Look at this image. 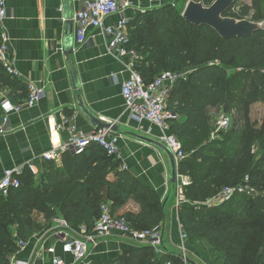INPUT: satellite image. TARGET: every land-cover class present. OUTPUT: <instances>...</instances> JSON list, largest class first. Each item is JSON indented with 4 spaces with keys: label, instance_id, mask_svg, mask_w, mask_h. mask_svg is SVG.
<instances>
[{
    "label": "trees",
    "instance_id": "obj_1",
    "mask_svg": "<svg viewBox=\"0 0 264 264\" xmlns=\"http://www.w3.org/2000/svg\"><path fill=\"white\" fill-rule=\"evenodd\" d=\"M196 1L210 6L215 0ZM172 7L166 3L139 15L129 33L131 47L140 55L136 71L146 84L164 72H189L172 87L168 109L177 116L170 134L187 156L180 162L179 172L192 181L184 190L188 204L178 208V217L193 261L264 264V120L261 126L252 120L253 99L247 94L248 87L254 86L255 97L260 95L264 103V32L223 40L209 28L187 23L183 12L174 22ZM226 15L264 21V0H250V4L237 0ZM5 89L11 90L8 99L14 105L29 96L28 88L0 63V90ZM215 111L231 115L227 130L216 132ZM2 117L0 105V121ZM204 134L207 137L201 140ZM56 164L45 162L38 175L26 168L21 187L0 198V264H10L19 242H28L55 218L65 219L72 229L85 226L92 232L102 207L109 204L114 215L130 201L137 204V213L120 215L134 229L164 226L167 214L159 195L120 172L121 162L99 145L81 155L67 153L62 165ZM110 173L114 181L109 179ZM241 186L256 193L237 194L210 207L197 206L214 199L224 188ZM162 249L160 254L149 245L134 243L117 258L93 264H186L181 253L165 246Z\"/></svg>",
    "mask_w": 264,
    "mask_h": 264
},
{
    "label": "crops",
    "instance_id": "obj_2",
    "mask_svg": "<svg viewBox=\"0 0 264 264\" xmlns=\"http://www.w3.org/2000/svg\"><path fill=\"white\" fill-rule=\"evenodd\" d=\"M87 0H70L72 20ZM133 6L122 12L134 30L139 15L162 7L168 0H131ZM66 0H10L7 17L0 22V34L9 40V56L27 88L35 84L43 90L44 97L35 106L12 113L6 133L0 137V168L24 167L32 162L40 171L45 162L44 153L64 144L69 131L58 130L64 118L73 119L79 132L90 135L96 129L78 108L80 95L91 114L100 120L119 125L118 143L121 162L119 171L136 178L143 186L154 190L165 204L167 214L164 234L165 248L181 254L191 253L184 233L178 209L174 202L173 184L170 183L171 168L168 157L157 147L142 142L131 134H138L159 141L161 129L150 123H138L131 119L122 97V85L136 71L129 57L112 54L101 30L88 31L89 40L79 46L76 41L77 26L73 21V48L70 57L74 61L80 90L73 87L68 57L64 52ZM115 15L105 21L113 26L120 20ZM2 45V44H1ZM11 90H0V105ZM62 159L57 163L62 165ZM109 179L114 181L113 173ZM111 209L110 204L108 205ZM139 206L130 201L117 215L137 213ZM43 220V218H42ZM48 225L42 232L31 236L18 259L32 260V264H52L48 249L56 247L57 254L68 264H75L72 256L62 251V243ZM163 226V225H162ZM163 226V228H164ZM83 227V226H82ZM73 229L71 235L81 236V228ZM133 243L118 234L89 244L88 258L79 264H93L117 258Z\"/></svg>",
    "mask_w": 264,
    "mask_h": 264
},
{
    "label": "built area",
    "instance_id": "obj_3",
    "mask_svg": "<svg viewBox=\"0 0 264 264\" xmlns=\"http://www.w3.org/2000/svg\"><path fill=\"white\" fill-rule=\"evenodd\" d=\"M10 0H0V22L7 15V2ZM133 6L131 0H87L82 9L74 14L73 21L77 26L76 41L79 46L86 44L89 40L88 31L101 30L108 45V49L112 54L120 58L129 57L132 60V66L135 67L136 62L140 59L138 52L131 47V36L128 25L129 20L122 15L126 9ZM115 15H120V20L113 26L105 25V21ZM9 40L5 34H2V45L0 47V63L7 73L14 78H19V73L15 69L9 56ZM189 72L175 73L164 72L150 84H146L142 76L135 71L132 76L122 85V97L125 102L127 111L132 120L138 123H150L152 126L161 129L162 135L160 142L168 146L175 155L178 165L187 156L182 150L181 143L170 134L171 123L177 119V116L168 109V98L172 87L175 83L186 78ZM29 96L27 100L20 104H12L7 97L2 99L1 107L3 109V117L0 121V137L6 133V126L12 113H20L24 108L35 106L44 97V92L35 84L28 86ZM231 124V119L223 117L216 126V132L227 130ZM68 130V140L57 148L42 155L43 162L58 163L67 153L76 155L83 154L90 146L99 145L109 156L119 157L118 143L120 136L107 129L95 130L90 135H85L78 131L73 119L64 118L62 124L58 126V130ZM28 168L34 175L39 174L38 168L32 163H28L24 167L16 168H0V198L9 197L12 190L21 187V178ZM192 183L191 178L181 174L178 168L176 188V208L183 204H188L184 190ZM253 195L255 189L248 186L236 188H224L214 199L202 205L210 207L232 200L237 194ZM72 228L70 224L63 218H55L51 233L62 243V251L66 255L73 258L75 264L85 261L89 256V244L98 240H102L118 234L121 238L131 243L149 245L155 249L157 253H163L164 237L163 227H157L148 230H137L132 228L131 224L124 216L114 215L108 205L101 209V216L96 222L92 232H88L87 228H81V236L71 235ZM184 241L188 237L183 233ZM27 242H19V251L10 259V264H32L33 261L22 260L17 258V254L24 250ZM48 254L52 264H68L64 258L57 254L56 247L48 249ZM187 255V252L182 254ZM90 264V263H87Z\"/></svg>",
    "mask_w": 264,
    "mask_h": 264
},
{
    "label": "water",
    "instance_id": "obj_4",
    "mask_svg": "<svg viewBox=\"0 0 264 264\" xmlns=\"http://www.w3.org/2000/svg\"><path fill=\"white\" fill-rule=\"evenodd\" d=\"M237 0H215L210 6H205L202 2L190 0L182 14L184 20L194 27L209 28L213 30L223 40H233L240 38H250L258 33L264 32V21L255 22L249 19L239 20L227 16L226 14L232 10ZM66 17V32L64 52L68 57V63L71 71L73 87L76 91L80 90L78 75L74 65V61L70 58L74 53L73 48V20L70 10V0H66L65 6ZM78 108L90 120V123L98 129H107L115 134H119V125L115 123H108L100 120L98 117L91 114L90 110L86 107L82 97L78 95ZM136 139L145 142L149 145L159 148L169 159L171 168L170 183L175 185L177 182L179 165L176 161L175 155L172 150L164 143L141 136L138 134H131ZM165 205V204H164ZM165 226L163 228V237L165 234ZM189 255H182L183 260L189 264H196Z\"/></svg>",
    "mask_w": 264,
    "mask_h": 264
},
{
    "label": "rangeland",
    "instance_id": "obj_5",
    "mask_svg": "<svg viewBox=\"0 0 264 264\" xmlns=\"http://www.w3.org/2000/svg\"><path fill=\"white\" fill-rule=\"evenodd\" d=\"M190 0H168V3L169 4H172V8L174 9V14L173 16L174 17H171L172 20L175 22L177 21L176 20V15H178V13L180 12H183L187 3L189 2ZM239 2L241 4H244V3H247V4H250V0H239ZM239 7V6H238ZM231 17V16H229ZM249 20H251V17H249ZM180 22V21H178ZM247 94H252L251 98L253 99V103H252V107H251V117H252V120L258 125V126H261L262 123H263V120H264V103L261 101V97L260 95L256 98L255 97V94H254V86H250L248 87L247 89ZM213 115H214V121L216 123V126L218 125L219 121H221V119L223 117H228L232 120V117L231 115H226L224 112L222 111H215L213 112ZM215 135V134H214ZM211 136V138H216L215 136ZM207 137L206 134H204L201 138V140H204L205 138ZM58 166V164H56ZM237 204H240V203H237ZM48 227V226H47ZM157 227H160L159 226H156L154 228H157ZM37 234V233H36ZM192 253H194V251H192ZM189 255L192 260H195L194 257L190 254H187ZM185 261V260H184ZM186 263V261H185ZM186 264H189V263H186Z\"/></svg>",
    "mask_w": 264,
    "mask_h": 264
}]
</instances>
